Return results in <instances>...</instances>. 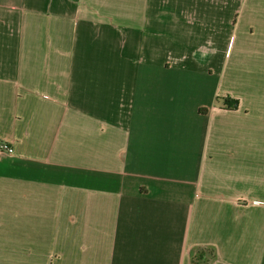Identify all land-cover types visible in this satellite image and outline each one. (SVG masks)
Instances as JSON below:
<instances>
[{"label":"crops","instance_id":"1","mask_svg":"<svg viewBox=\"0 0 264 264\" xmlns=\"http://www.w3.org/2000/svg\"><path fill=\"white\" fill-rule=\"evenodd\" d=\"M2 143L0 264H264V0H0Z\"/></svg>","mask_w":264,"mask_h":264},{"label":"trees","instance_id":"2","mask_svg":"<svg viewBox=\"0 0 264 264\" xmlns=\"http://www.w3.org/2000/svg\"><path fill=\"white\" fill-rule=\"evenodd\" d=\"M224 106L229 109L237 110L239 108V101L230 98L223 99ZM216 258V250L213 247H197L191 252L192 264H209L211 260Z\"/></svg>","mask_w":264,"mask_h":264},{"label":"built area","instance_id":"3","mask_svg":"<svg viewBox=\"0 0 264 264\" xmlns=\"http://www.w3.org/2000/svg\"><path fill=\"white\" fill-rule=\"evenodd\" d=\"M14 150L7 143L0 144V153L13 154Z\"/></svg>","mask_w":264,"mask_h":264}]
</instances>
